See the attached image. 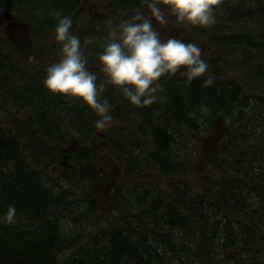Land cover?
<instances>
[{
  "label": "trees",
  "instance_id": "obj_1",
  "mask_svg": "<svg viewBox=\"0 0 264 264\" xmlns=\"http://www.w3.org/2000/svg\"><path fill=\"white\" fill-rule=\"evenodd\" d=\"M85 2L91 21L79 15ZM104 5L105 17L148 14L142 0H0L27 39L0 53V214L16 208L13 223L0 221V264H264V0H221V25L184 29L242 77L206 72L186 83L165 74L156 92L165 99L142 107L106 86L115 124L100 133L90 110L42 88L34 58L55 48L56 12L78 14L72 31L83 42L108 31L94 20ZM5 28L0 14V36ZM100 50L83 46L90 69ZM109 162L119 180L101 210Z\"/></svg>",
  "mask_w": 264,
  "mask_h": 264
},
{
  "label": "clouds",
  "instance_id": "obj_2",
  "mask_svg": "<svg viewBox=\"0 0 264 264\" xmlns=\"http://www.w3.org/2000/svg\"><path fill=\"white\" fill-rule=\"evenodd\" d=\"M148 14L136 9L128 19L109 27L100 51L95 53L97 72L90 70L83 46L94 43L93 37L83 42L72 29V18L56 12L53 38L59 43L58 58L49 63L41 80V86L49 95H60L65 99L86 107L97 118L93 121L98 130L109 126L113 117L106 97L101 94L106 86L118 90L132 106H148L164 100L156 95L160 77L177 72L186 83L201 77L208 71L202 58L201 48L174 36L163 38L157 25L169 23V17L177 24L210 26L216 22L214 6L221 0H142ZM109 25L112 24L108 21ZM208 76L203 86L212 85ZM16 208L9 204L0 214V221L13 223Z\"/></svg>",
  "mask_w": 264,
  "mask_h": 264
},
{
  "label": "rangeland",
  "instance_id": "obj_3",
  "mask_svg": "<svg viewBox=\"0 0 264 264\" xmlns=\"http://www.w3.org/2000/svg\"><path fill=\"white\" fill-rule=\"evenodd\" d=\"M106 5L108 4V2H105ZM106 5L103 6L102 10H97V15L94 17V20L96 19H101V21L103 22V20H105L106 22L113 20L115 23L114 25L118 24L121 20H124L123 16H115V17H110L111 11L108 14L107 17L103 16L105 14V11H107L109 8H106ZM105 8V9H104ZM215 9V6H214ZM91 9L90 7L86 4L80 7V13L79 15H81L82 19H86L87 21L90 20V14H91ZM0 14L2 15V17L4 18L5 21V31L3 33V35L0 36V53L4 52V48L2 49V45H7L8 43H15L16 45L20 46V44L22 45V42L24 43L27 39H26V31H25V24L24 22L19 21L17 18H15L14 16H12L9 12L8 13H4V12H0ZM215 15V10L214 13ZM76 16H78V14H74L73 16H71L73 24H72V29L76 26V22L79 20L78 18H76ZM216 17V15H215ZM17 22H20L21 24H18ZM86 22V21H85ZM219 20L218 17H216V22L213 24L214 26H218L221 25V22ZM113 25V26H114ZM108 28L106 30L109 29V26L107 25ZM229 26V25H228ZM227 26V27H228ZM157 30L160 32L161 36L163 38H166L168 36H174L178 39H182L185 42H187V38L186 36H184L185 34V28L187 27L184 24H177L173 21V18L169 17V23L160 26L157 25ZM204 27V26H203ZM168 28H170L171 30H169ZM165 29H168V31H170V35H167L165 37ZM167 31V32H168ZM235 29L229 28L228 32L233 33L235 32ZM166 32V33H167ZM107 31L103 32L101 35L97 36V37H93L94 38V44H98L99 42H102L103 38L105 37ZM56 42V41H55ZM192 43L197 44L200 48H201V55L202 58L207 62L208 64V71L207 73H214V74H219L221 77L226 78L229 76L234 77L235 79H239L240 77L243 76V72L241 69L239 68H234L232 66H228V67H224L223 65H221V60L219 59L217 52L215 51L214 46H211L210 44H208L204 39L201 38H197L196 40H194ZM46 48V49H45ZM43 49H45L44 51H41V53H38L39 55H37V58H34V60L36 62H39L42 64V66L44 68H46V66L51 63L54 62L57 58H58V51H59V43L56 42L55 44V48H49V46H44ZM94 68H91L90 70L96 71L98 78L102 77V73H100L98 67L96 65H93ZM0 100H2V96L0 95ZM1 106V103H0ZM3 111V110H2ZM22 115H24V113H22ZM0 116H2L1 112H0ZM115 121L112 119V121L109 123V125H114ZM219 128V129H218ZM216 134H219V130H220V126L218 125ZM105 129L102 130H98L100 133L102 131H104ZM213 137V136H212ZM209 137L203 140V146H204V150L203 153L206 154H210V152L212 151V143H215L217 139V136L214 135V137ZM100 136H96L94 138V146L98 149V155L100 153H102V150L98 148V144H100L101 140L99 139ZM137 140L142 142H146L144 140L143 137L138 136ZM202 161H205V156L201 157ZM103 170L108 174L106 180V185L107 187L104 188H100L99 193L97 194V198H98V205H99V209H103L104 205H105V201H106V196L108 195L109 190H111V186H115L116 182L119 180L117 178H115V176L117 175V166H112L115 170V172H112L113 169L111 167V163L109 162V164H104L103 163ZM197 166L196 165H192L190 171L187 174L186 179L189 182H193L196 178V170H197ZM146 175V173H142L141 176ZM156 178V177H154ZM161 179V178H160ZM158 180V179H157ZM162 180V179H161ZM73 225L69 226L70 229H73Z\"/></svg>",
  "mask_w": 264,
  "mask_h": 264
}]
</instances>
